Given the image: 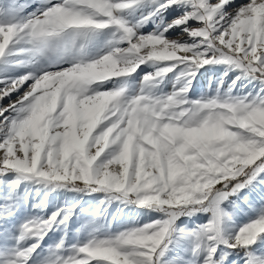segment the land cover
I'll return each mask as SVG.
<instances>
[{
    "label": "snow or ice",
    "instance_id": "6c2138e0",
    "mask_svg": "<svg viewBox=\"0 0 264 264\" xmlns=\"http://www.w3.org/2000/svg\"><path fill=\"white\" fill-rule=\"evenodd\" d=\"M6 97L0 264H264V0H0Z\"/></svg>",
    "mask_w": 264,
    "mask_h": 264
},
{
    "label": "rangeland",
    "instance_id": "374dc122",
    "mask_svg": "<svg viewBox=\"0 0 264 264\" xmlns=\"http://www.w3.org/2000/svg\"><path fill=\"white\" fill-rule=\"evenodd\" d=\"M21 2H24V0H21ZM241 2H247V0H234L235 4H239ZM30 10L31 9H29V11ZM152 27H154V24H152V22H149V24L145 25L144 30H151ZM218 66L219 65H217L215 67L218 69ZM229 75H232V73H229ZM194 87H195V85H194ZM200 87H202L204 89H206L208 87V82L206 79H204V78L200 79L199 84L197 85V89L199 90ZM12 99L13 100L16 99V94H13ZM0 103L7 104L8 98L6 97ZM76 195L77 194H75V193L65 192L62 189H56V190L49 191V190L44 189V188H33L30 199L44 200L46 205H47L48 210L51 211L58 204L63 203L65 201H70ZM84 201H85V203L82 205V207H84L86 209V211H89V212L92 211L95 207V201L89 197H84ZM115 208H116L115 204H113L111 207H109L108 208L109 214L114 212ZM125 211H127V209H125ZM248 215H250V213L246 214L244 212H241L238 215H236L234 217L235 224L239 225V224L244 223L247 220ZM73 220H74V222H78L76 217H74ZM74 226H75V223H74ZM48 242L50 243L51 241H48ZM260 246H264V241L260 242ZM234 256H235V254H233V257Z\"/></svg>",
    "mask_w": 264,
    "mask_h": 264
},
{
    "label": "bare ground",
    "instance_id": "6f19581e",
    "mask_svg": "<svg viewBox=\"0 0 264 264\" xmlns=\"http://www.w3.org/2000/svg\"><path fill=\"white\" fill-rule=\"evenodd\" d=\"M218 69H219L220 71H223V66H222V65H219V66H218Z\"/></svg>",
    "mask_w": 264,
    "mask_h": 264
}]
</instances>
